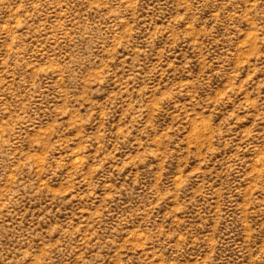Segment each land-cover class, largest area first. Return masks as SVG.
I'll return each mask as SVG.
<instances>
[{
  "label": "rangeland",
  "instance_id": "rangeland-1",
  "mask_svg": "<svg viewBox=\"0 0 264 264\" xmlns=\"http://www.w3.org/2000/svg\"><path fill=\"white\" fill-rule=\"evenodd\" d=\"M0 264H264V0H0Z\"/></svg>",
  "mask_w": 264,
  "mask_h": 264
}]
</instances>
